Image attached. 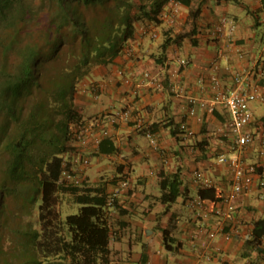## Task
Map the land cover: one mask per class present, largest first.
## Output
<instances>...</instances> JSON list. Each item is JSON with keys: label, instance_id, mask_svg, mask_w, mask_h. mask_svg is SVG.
<instances>
[{"label": "crops", "instance_id": "crops-1", "mask_svg": "<svg viewBox=\"0 0 264 264\" xmlns=\"http://www.w3.org/2000/svg\"><path fill=\"white\" fill-rule=\"evenodd\" d=\"M224 15L237 25L232 42L214 39L209 33ZM135 26V35L126 50L110 63L94 64L74 95L75 109L82 116L75 131L84 126L92 133L83 149L90 163L76 164L78 175L88 178L93 187L104 186L108 193L116 189L121 178L130 180L117 205L110 207L111 264H264V232L252 241L256 232L264 230V223H256L264 219V198H260L257 186L249 196L235 200L233 218L224 223L226 231L233 234L229 239L221 232L210 239L200 227L207 210H193L186 205V199L196 197L201 189L215 190L216 197L231 189L229 166L217 163L220 153H230L228 141L221 134L228 112L217 103L213 111L198 108L196 115L188 116V97L211 100L212 74L217 75L224 89L233 86L237 72L250 71L251 83L258 85L264 72L262 0H180V15L173 26L148 20L138 21ZM151 29L159 33L158 38H151ZM180 35L185 36L178 43L172 40ZM177 57L189 60L180 81L181 94L173 92L171 79L165 75L162 88L141 92L128 120L92 125L94 118L119 112L130 102L129 88L121 82L118 68L138 77L144 70L163 72V65L174 64ZM91 82L99 85L97 98L87 91ZM258 86L264 93V86ZM263 103L252 105L256 121L250 129L256 141L246 149L244 157L264 166V155L258 151L264 137V110L256 111ZM180 121L188 122L194 131L191 137L178 135ZM102 127L109 129V135L101 136ZM148 130L154 133L156 145L151 143ZM197 172L210 180V187L196 178ZM175 176L180 181L181 194L167 205L160 200V181ZM179 198L182 201L176 206ZM217 219L211 214L208 228H216ZM164 230L171 250L166 248ZM154 238L158 246L153 244ZM194 244L202 252H211V260L199 256ZM44 259L41 264L69 261L62 253Z\"/></svg>", "mask_w": 264, "mask_h": 264}, {"label": "trees", "instance_id": "trees-1", "mask_svg": "<svg viewBox=\"0 0 264 264\" xmlns=\"http://www.w3.org/2000/svg\"><path fill=\"white\" fill-rule=\"evenodd\" d=\"M107 1L0 0V119L3 118L0 120V152L10 156L0 191L9 187L22 193V199L26 197L31 201L28 207L37 202L38 195L40 197L41 227H22L19 240L14 244L22 242L28 252L37 251L36 264L60 253L69 258L68 264H111L110 207L116 206L118 200L108 205L110 193L102 185L83 187L80 182L65 185L62 181L66 180L64 170L75 174L79 171L78 163L65 157V153L75 150L72 125L82 119L75 109L74 95L79 82L94 64L110 63L126 50L135 35L136 22H162L160 15L169 0H153L152 4L140 0L139 15H135L139 20L131 15L130 0H118L117 11L107 15L96 31L84 19L80 8ZM64 27L72 29L73 40L80 39L79 53L72 52L73 42H65L61 32ZM33 30L43 31L42 41L24 43L25 35ZM184 36L172 40L178 43ZM64 55L66 59L62 58ZM55 60L63 63L55 72L48 73L50 79L46 86L41 79V67ZM263 68L261 65L262 72ZM257 83L264 86V72ZM38 90L43 93L41 99L24 108L20 100L34 98ZM160 185V200L164 204L174 203L181 194L177 176L171 180L162 178ZM63 191L70 192L80 208L77 213L66 215L64 223H56L57 198ZM199 195L212 200L217 198L213 189H201ZM256 223H264V219ZM63 226L68 235L61 232ZM263 232H256L252 241ZM163 233L166 248L171 250L167 230Z\"/></svg>", "mask_w": 264, "mask_h": 264}, {"label": "built area", "instance_id": "built-area-1", "mask_svg": "<svg viewBox=\"0 0 264 264\" xmlns=\"http://www.w3.org/2000/svg\"><path fill=\"white\" fill-rule=\"evenodd\" d=\"M180 15V0H169L163 8L160 19L162 22L173 26ZM236 22L233 18L224 15L220 17L217 23L210 29V33L214 39L225 38L230 42L233 41L234 32L236 30ZM151 38H158L159 33L155 29L148 31ZM264 47V44H263ZM175 63L160 70H144L141 75L134 77L128 74L123 68L117 69V74L121 78V82L128 86L130 102L119 112H113L107 116L96 117L92 120V125H100L107 121L109 123L117 124L120 121L128 120L131 116L134 104L140 97L141 92L146 89H160L163 87L166 79L165 75L171 79V88L176 95L181 94V77L183 71L188 67L189 60L185 57H177ZM166 68V69H165ZM251 72H237L233 77V86L224 89L217 75H211V86L214 95L211 100L199 99L189 96V107L187 110L188 116L196 115L198 108H205L213 111L217 103L224 105L228 112V118L225 121L224 129L222 130V137L228 141V148L230 153H220L217 156V163L229 166L231 170V189L225 195H220L216 199L202 198L200 195L196 197H188L186 205L193 210H207L202 214L200 227L205 229L209 238L214 239L218 232H221L224 238L229 239L232 233L226 231L224 223L233 218L235 211V200L240 196H249L253 188L257 186L260 189L259 196L264 198V166L257 162H248L244 153L246 149L254 144L256 141V134L250 129V126L256 121L253 110V103L264 101V93L261 88L251 83ZM202 82V80H200ZM99 85L96 82H91L87 91L98 97ZM178 135L183 138L191 137L194 131L187 121H180L177 124ZM101 136L109 135V129L101 128ZM92 133L87 127L80 126L74 132V146L75 150L72 152L69 161L72 163H81L87 165L90 163L87 157L83 155V149L88 145ZM152 144L156 145L157 140L152 131H147ZM99 140V139H97ZM259 154L264 155V137H261ZM63 176L66 180L74 183H79L80 178L78 174L72 173L70 170H64ZM196 178L203 183L204 186H211L210 180L203 178L199 172L195 174ZM129 178H121L118 181L117 187L113 190L108 199V205H114L119 199L123 190L129 187ZM213 214L218 219L216 220V228H208L207 220ZM197 254L203 256L206 260H211V252H202L197 245L194 244Z\"/></svg>", "mask_w": 264, "mask_h": 264}, {"label": "rangeland", "instance_id": "rangeland-1", "mask_svg": "<svg viewBox=\"0 0 264 264\" xmlns=\"http://www.w3.org/2000/svg\"><path fill=\"white\" fill-rule=\"evenodd\" d=\"M133 4V8L131 10V15L133 19H136L135 15H139L137 10L139 9V1L140 0H130ZM153 0H147V3L149 4ZM118 0H109L105 2L102 5H96V6H82L80 8V12L82 13V16L87 21L89 25H91L92 29L96 30L100 27L102 21L105 19L107 15H112L114 12L117 11L118 8ZM139 20V19H136ZM31 26L33 23L30 24ZM92 30L93 33L95 31ZM42 30H33L32 33H29L25 35L23 38V42H30V41H42L43 34ZM62 35L66 38V43H74V50H72L73 53H79V43L80 39L77 38L76 40H73V34L72 29L70 27H64L62 29ZM66 47V46H64ZM64 49V48H63ZM14 61L17 60L14 58ZM68 57V56H67ZM62 58H65V55L62 56ZM67 62V60H65ZM70 62V61H69ZM63 63L62 60H55V61H47L45 62V67H41L42 70V81L45 82V85H49V72H55L57 68ZM68 63V62H67ZM43 93L41 91H37L34 95V98H22L20 100V104L24 105V108L29 107V105H32L33 103L37 102L41 99V96ZM43 97V96H42ZM264 110V103L261 104L259 108L256 109L258 112H262ZM1 118L0 120H2ZM72 129L75 131V124L72 125ZM11 132V131H10ZM74 142V140H73ZM72 155V151L65 153L66 160L70 159ZM9 154H3L0 152V185L4 181L5 170L7 166V161L9 159ZM79 172V171H78ZM80 178L79 185L83 187H89L92 186V184L88 181V178H83L82 176ZM65 185H72L70 180H62ZM23 195L20 192H17L16 190H12L9 187L7 189H2L0 191V264H36L38 259V252L37 251H29L28 247L25 245V243H18L17 246L14 244L17 243L19 240L17 237L19 236L18 233L22 232V227H41V219L39 217L40 209H39V203H40V197L38 195L37 202L33 205L28 207V203H31V201H27L26 197L22 199ZM19 198L21 199L19 200ZM25 201V202H24ZM35 201V200H34ZM182 199L179 198V200L176 203V206L181 203ZM17 202V204H16ZM23 202V203H22ZM33 202V199H32ZM117 205V204H116ZM112 206V205H110ZM30 208V209H29ZM80 205L75 202V197L70 193L63 191L58 195L57 198V205H56V211L58 218L56 216L55 221L56 223H64V219L66 215L68 214H75L79 211ZM13 216L11 217V215ZM11 219V222H9ZM63 226L61 232L63 235H68V231ZM16 228V229H14ZM156 234H160V232H156ZM16 242V243H15ZM153 244L155 246H158V242L154 238ZM163 251H166L165 249ZM28 252V253H27Z\"/></svg>", "mask_w": 264, "mask_h": 264}]
</instances>
